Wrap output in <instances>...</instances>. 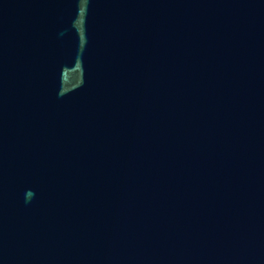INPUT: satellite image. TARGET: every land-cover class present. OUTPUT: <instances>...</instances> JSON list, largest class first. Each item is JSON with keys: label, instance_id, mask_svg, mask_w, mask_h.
I'll return each mask as SVG.
<instances>
[{"label": "water", "instance_id": "1", "mask_svg": "<svg viewBox=\"0 0 264 264\" xmlns=\"http://www.w3.org/2000/svg\"><path fill=\"white\" fill-rule=\"evenodd\" d=\"M0 264H264V0H0Z\"/></svg>", "mask_w": 264, "mask_h": 264}]
</instances>
